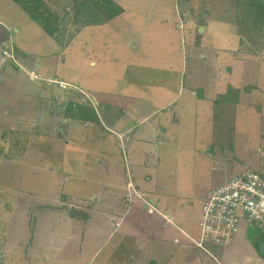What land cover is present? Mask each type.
I'll return each instance as SVG.
<instances>
[{
    "label": "rangeland",
    "instance_id": "rangeland-1",
    "mask_svg": "<svg viewBox=\"0 0 264 264\" xmlns=\"http://www.w3.org/2000/svg\"><path fill=\"white\" fill-rule=\"evenodd\" d=\"M113 1L122 13L94 22L102 16L76 0H47L65 16L57 42L0 0V264H263L249 235L238 247L207 244L212 255L195 240L205 194L246 170L264 174V27L253 28L242 0ZM228 86L242 88L234 106L216 102ZM71 98L93 120H64ZM161 126L172 135L155 139ZM128 128L146 139L145 163L136 180L131 162V174L155 201L151 212L138 195L123 199L131 152L111 129Z\"/></svg>",
    "mask_w": 264,
    "mask_h": 264
},
{
    "label": "built area",
    "instance_id": "built-area-1",
    "mask_svg": "<svg viewBox=\"0 0 264 264\" xmlns=\"http://www.w3.org/2000/svg\"><path fill=\"white\" fill-rule=\"evenodd\" d=\"M6 57L13 59L9 50H3ZM66 88L62 81H55ZM119 135L121 144L128 137ZM124 147V146H122ZM132 194L143 197L131 180L127 182L126 201ZM243 220L255 222L264 237V174L256 170H246L228 182L215 188L205 198L199 222L200 237L195 244L212 255L207 244L227 247L233 243ZM215 249V248H214Z\"/></svg>",
    "mask_w": 264,
    "mask_h": 264
},
{
    "label": "trees",
    "instance_id": "trees-1",
    "mask_svg": "<svg viewBox=\"0 0 264 264\" xmlns=\"http://www.w3.org/2000/svg\"><path fill=\"white\" fill-rule=\"evenodd\" d=\"M15 1L25 12H27L28 16L37 23L47 34L53 37L58 42V37L60 36L61 25L65 20V16L62 17L55 9H52L48 4L47 0H13ZM74 1V0H73ZM79 6L90 8L93 10V13L96 16H102L101 20L94 19V22H104L113 19L122 13L123 9L113 0H76L75 8ZM240 9L243 12L251 14H255L254 21H250L253 24V28H257L262 30L264 27V0H242V6ZM76 10V9H74ZM77 12V11H76ZM69 14V13H66ZM251 15V16H253ZM77 17V13L72 15H68L66 21L75 20ZM260 22H256V21ZM256 25H260L256 27ZM10 46L12 43H9ZM12 51V49H10ZM256 86L253 84H249L243 87V90L250 94V92ZM242 88H235L233 86H228L227 90L224 93H220L217 96L216 102L228 103V106H234L240 102V93ZM70 109L71 113H69ZM91 109L87 107L86 104L82 103H74L71 102L69 106L66 108V115L72 119H82L85 121H90L92 119V114L89 113ZM93 120V119H92ZM257 246L259 247V243ZM153 264H156L152 261Z\"/></svg>",
    "mask_w": 264,
    "mask_h": 264
},
{
    "label": "crops",
    "instance_id": "crops-1",
    "mask_svg": "<svg viewBox=\"0 0 264 264\" xmlns=\"http://www.w3.org/2000/svg\"><path fill=\"white\" fill-rule=\"evenodd\" d=\"M9 53L12 55V58H13V60H15V56H14V51L12 50V51H10L9 50ZM4 59H2V61H3ZM6 61V60H5ZM17 67V66H16ZM18 68H20L19 66H18ZM27 72L30 74V76H31V79H33L34 81L36 80V79H38L39 78V75H38V73L36 72V71H33V70H27ZM42 80H44V81H46V84H47V86H48V84H50L51 82H54L55 83V81H62V82H64L66 85H67V87L66 88H63V87H61L59 84H58V87L59 88H61V89H63V90H69V84H68V82L67 81H64V80H46V79H42ZM44 81L42 82L43 84L41 85V86H43L44 85ZM125 85H123V87H124ZM40 94L42 95L43 94V96L45 95V93H44V91L45 92H47V91H49V88H47V89H45V87L42 89L41 87H40ZM77 95H80V93L79 92H77L76 93ZM192 96L195 98V99H197V95H196V93L194 92V93H192ZM206 99V98H205ZM205 99H203V100H205ZM215 100V98L214 99H212V100H209V101H214ZM71 102H74V103H82V104H86V102L83 100V102H79V101H77V100H75V99H73V98H71V99H69V101H68V103L66 104V106H69L70 104H71ZM85 102V103H84ZM212 105V104H211ZM211 105H210V108H212L213 107V105H212V107H211ZM66 106L63 108V115H64V120H66V121H72L73 119L72 118H70V117H68L65 113H66ZM64 110H65V112H64ZM163 113L161 112L159 115H162ZM147 118L145 117L143 120H146ZM65 121V122H66ZM169 121H172V122H170V123H172V124H174L175 123V120H173V119H171V120H169ZM160 128V127H159ZM159 128H157V129H154V135H155V139H162V138H164V139H166L167 137H168V134H171L172 135V133L170 132V130L169 129H166V127L165 126H161V128L159 129ZM113 130V131H112ZM140 130L141 129H139V131L137 130V129H133V128H128V129H111V131H112V134H111V136L114 138V141H118L119 143H120V145L121 146H124V149H123V152L125 153V149H126V145L129 143V152H131V155H130V157H131V159L128 157V156H125L124 155V158H123V162H122V164L126 167V168H128L129 170H130V172H128L129 173V176H130V179L129 180H131L132 181V183L134 184L135 182L133 181V179H132V174H131V162H132V165H133V167H132V172L134 173L133 174V176H134V178L136 179V176L138 175V172H139V170H140V167L142 166V165H144V163H145V158H146V151L144 152V149H142V144L141 143H139L138 141H143V140H146L143 136H144V133L141 131L140 132ZM108 131V130H107ZM138 131V132H137ZM109 132V131H108ZM140 132V133H139ZM94 134V130H91V132H89L88 133V136L89 135H91V137L92 136H95V135H93ZM140 134V135H139ZM119 135H125L124 137H128V141H124L123 142V144H121V142H120V140H119ZM151 141V140H150ZM138 144H141V147L140 148H138L137 147V145ZM145 144H147V143H145ZM127 157V158H126ZM136 160H139L140 161V163H139V168L137 167V165H136ZM248 167V165H246V168ZM263 167H264V164H263ZM245 169V168H244ZM127 173V174H128ZM131 174V175H130ZM233 178V177H232ZM231 178V179H232ZM230 179V180H231ZM137 180V179H136ZM126 184V183H125ZM110 186L111 187H114L115 188V186H113V185H111L110 184ZM134 186L136 187V184H134ZM137 188V187H136ZM138 190H139V188H137ZM126 193H127V185H125L124 186V194H123V199H124V202L125 203H129L132 199H133V197H134V195L135 194H132V197H131V200L130 201H125V198H126ZM144 193V192H143ZM207 194H205L204 196H203V199L204 198H206L207 196H206ZM143 200H144V204H143V206H142V210L144 211V212H151V210H149L147 207H146V205H148L149 207H150V209L152 208V206L153 205H155V201L153 200V199H146V195H145V193H144V195H143ZM65 202H67V200H65L64 201V205H66L65 204ZM63 205V206H64ZM71 207H75V209L76 210H79V211H81L82 212V215H83V217L84 218H88L87 216H86V214L82 211V210H80L81 208H79V207H77L76 205H72V206H70L69 207V205H68V210H69V213H70V208ZM160 214L162 215V217H163V219H164V221H165V227L166 226H168V224H173V225H175V227H177V225L174 223V220H173V216L171 215V214H169V213H166V212H160ZM82 215H80V216H82ZM246 221V220H245ZM120 226H122V223H120V222H117L116 223V227H120ZM178 229V228H177ZM246 229V228H245ZM247 231H248V229H246ZM251 230V229H250ZM179 232L180 233H183V230L181 229V228H179ZM244 232H246V231H244ZM248 235L249 236H251L252 237V239H254L255 240V243H258L259 242V240L261 241V240H263L264 239V237H263V235L261 234V231H260V229H258L257 230V232H251V233H247L246 232V234H244L243 233V230H242V228L240 227V230H239V232H238V235L236 236V238H235V240H234V242L231 244V246H235V247H238V246H240V244L242 243V242H246L247 241V239H248ZM191 240H192V242H193V240H195V239H192L191 238ZM175 243H179V240H178V238L175 240ZM258 247V246H257ZM258 249H259V247H258ZM224 252H222V254H223ZM260 253V252H259ZM260 255L263 257V264H264V256L260 253ZM152 261H154L155 263H158V261L156 260V259H153ZM238 264V263H237Z\"/></svg>",
    "mask_w": 264,
    "mask_h": 264
},
{
    "label": "water",
    "instance_id": "water-1",
    "mask_svg": "<svg viewBox=\"0 0 264 264\" xmlns=\"http://www.w3.org/2000/svg\"><path fill=\"white\" fill-rule=\"evenodd\" d=\"M146 207L150 209V207L148 205H146ZM70 213L72 216H80L82 215V212L79 210H76L75 207H71ZM259 252L264 256V239L261 240V242L259 243Z\"/></svg>",
    "mask_w": 264,
    "mask_h": 264
}]
</instances>
